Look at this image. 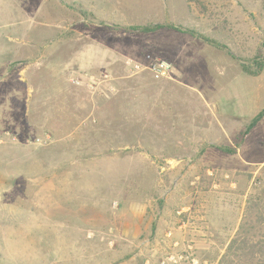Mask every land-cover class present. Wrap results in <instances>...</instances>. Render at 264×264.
<instances>
[{"label":"rangeland","instance_id":"rangeland-1","mask_svg":"<svg viewBox=\"0 0 264 264\" xmlns=\"http://www.w3.org/2000/svg\"><path fill=\"white\" fill-rule=\"evenodd\" d=\"M157 24L180 32L124 30ZM263 43L264 0H0V264H237L227 246L264 189V167L236 156L264 70L240 61ZM82 73L111 80L89 93L69 81ZM212 99L225 107L208 127ZM244 145L264 160V121ZM73 197L93 207L49 206Z\"/></svg>","mask_w":264,"mask_h":264},{"label":"trees","instance_id":"trees-1","mask_svg":"<svg viewBox=\"0 0 264 264\" xmlns=\"http://www.w3.org/2000/svg\"><path fill=\"white\" fill-rule=\"evenodd\" d=\"M119 29L118 27H116ZM124 30L128 32L140 33V34H151L161 30L175 31L180 32V30L171 25H149V26H131L125 27ZM204 41L208 43L214 44V42L203 38ZM262 48L264 50V43L262 44ZM230 56H232L229 53ZM240 61V60H239ZM240 69L241 72L248 77H257L261 74L264 69V55L263 57L256 58L251 64H245L241 62ZM264 116V110H262L246 127L245 131L241 133V137L245 138L247 134L257 125V123ZM217 150L232 155L234 153L233 150L225 147H218ZM247 206L250 211H256L255 219L256 221L249 220L248 223H244V225L239 226L235 237L230 241L227 246L225 256L232 257V260L240 264L243 262L245 264H264V232L263 233H252L254 229H256V224L264 223V189L254 197H251L247 201ZM263 218H262V217ZM253 222V223H252ZM261 223V224H262ZM259 225L257 231L263 230ZM245 227V228H244ZM244 228V229H243ZM242 233H239L241 232ZM239 234H242L239 236ZM258 239V240H256ZM257 255L259 257H257ZM232 261V262H233Z\"/></svg>","mask_w":264,"mask_h":264},{"label":"crops","instance_id":"crops-1","mask_svg":"<svg viewBox=\"0 0 264 264\" xmlns=\"http://www.w3.org/2000/svg\"><path fill=\"white\" fill-rule=\"evenodd\" d=\"M199 50V49H198ZM207 53H209L208 51H206V49L204 50V52H203V54H205V55H207V56H210V55H208ZM199 55H201V53H199ZM198 59V57H197V55H194V56H192V57H189L188 59H186V61L187 62H195L196 60ZM210 61H212L211 63H214L215 61L213 60V57L211 56L210 58ZM218 61H219V59H218ZM176 63H177V61H175ZM218 63H220V61L218 62ZM176 66V65H175ZM178 66H179V64H178ZM176 69H175V75H176V77H178V80H179V76H181V74H182V69H180L179 67H175ZM264 70V69H263ZM174 73V72H173ZM243 74V73H242ZM244 75V74H243ZM173 76V75H172ZM244 76H246V75H244ZM259 76V75H258ZM257 76V77H258ZM193 77V80L195 81V80H197V79H195L196 77H194V76H192ZM200 77V76H199ZM246 77H248V76H246ZM253 78H256V77H253ZM205 85V89L206 90H209L210 88H211V84H204ZM209 93L210 94H212L211 96H213L214 95V93H213V90H209ZM217 93V92H216ZM214 96H216V95H214ZM212 103V108H211V110H210V112H206L207 110H204L203 111V113H205V117H207L208 116V118H209V126L208 127H213V125L215 124V123H219L220 121L219 120H221L222 118H223V116H222V113H221V115H219V110H220V112L224 109V107H225V104L224 103H222V102H218L217 100H209V101H206L205 103H203V105H206V104H208V103ZM264 110V109H263ZM262 111V110H261ZM260 111V112H261ZM260 112H258L257 113V115L260 113ZM196 113H198V115H201L202 114V112H201V110H197V112ZM256 115V116H257ZM255 116V117H256ZM255 117H253V119L255 118ZM197 118H200V117H197ZM196 118V119H197ZM195 119V120H196ZM252 119V120H253ZM231 120H233L234 121V118H231ZM264 121V116L262 117V119L257 123V125L251 130V131H253L254 129H256L258 126H259V124L261 123V122H263ZM195 127H198V128H200L198 125H194ZM194 127V128H195ZM222 129H223V127H222ZM250 131V132H251ZM250 132L247 134V136L243 139V141H242V143H241V145H240V148H239V150L237 151V154H236V156H238V161L242 164V165H244L245 164V166H250V165H257V166H259V167H264V160H256L255 158H256V156L255 155H258L259 154V152H258V149H260L261 148V145H259L258 146V148L256 147L255 149H253V151H251V154H252V157H251V160H249V159H247V156L245 155L246 154V145H244V143H245V140L247 139V138H249V135H250ZM212 144H215L216 142H214V141H212L211 142ZM245 152V153H244ZM246 158V159H245ZM56 192H57V190H56ZM58 193V192H57ZM64 203V205L62 204V202L61 201H56L55 202V204H53V205H49L50 207H54V208H58V209H63V208H69V209H84V208H92L93 206H91L88 202H86V201H83V200H80V201H78V200H74V197L71 199V200H69V201H65V202H63ZM95 207V206H94ZM68 214H70V213H68V212H66L64 215L66 216V215H68ZM71 215L72 214H70V216L69 217H71ZM82 225H89L88 223H81ZM79 228V227H78ZM75 230H78L77 228L75 229ZM74 230V231H75ZM65 235V234H64ZM70 235L71 236H63V238L64 239H68V240H70V239H75V237H73V233L71 234L70 233ZM7 264L8 262H7V260H4V261H2V264Z\"/></svg>","mask_w":264,"mask_h":264},{"label":"built area","instance_id":"built-area-1","mask_svg":"<svg viewBox=\"0 0 264 264\" xmlns=\"http://www.w3.org/2000/svg\"><path fill=\"white\" fill-rule=\"evenodd\" d=\"M127 73L134 75L143 70L148 69L152 77L157 80H167L170 79L173 75V67L170 62L166 60H156L149 68L144 67L138 62L133 60H126L124 62ZM111 78L108 75L103 77L95 76L90 73H82L74 76H70L69 81L71 84L82 87L89 93L100 91V88L104 87V84L109 82ZM111 90V89H110Z\"/></svg>","mask_w":264,"mask_h":264}]
</instances>
